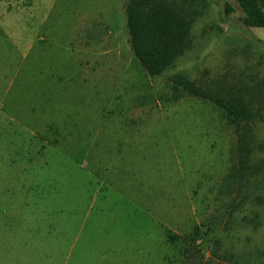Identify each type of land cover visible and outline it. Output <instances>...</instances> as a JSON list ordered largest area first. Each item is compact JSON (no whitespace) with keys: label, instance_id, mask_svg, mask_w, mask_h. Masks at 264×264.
Here are the masks:
<instances>
[{"label":"rangeland","instance_id":"374dc122","mask_svg":"<svg viewBox=\"0 0 264 264\" xmlns=\"http://www.w3.org/2000/svg\"><path fill=\"white\" fill-rule=\"evenodd\" d=\"M129 1L0 0V264H189L169 233L195 264H264V119L227 180L236 126L171 89L181 74L264 98V29L237 0H166L190 47L151 77Z\"/></svg>","mask_w":264,"mask_h":264},{"label":"trees","instance_id":"16d2710c","mask_svg":"<svg viewBox=\"0 0 264 264\" xmlns=\"http://www.w3.org/2000/svg\"><path fill=\"white\" fill-rule=\"evenodd\" d=\"M245 13L244 23L250 28L264 29V0H237ZM129 43L138 63L151 77L163 75L189 49L192 20L179 4L166 0H130L127 8ZM172 101L178 103L185 96L208 101L222 110L236 126L237 152L240 168H234L227 180L242 177L250 152L252 129L250 123L264 119V98L261 89L246 91L205 87L179 74L171 78ZM255 102L258 105H255ZM171 243L183 241V255L195 264L199 248L185 236L169 233Z\"/></svg>","mask_w":264,"mask_h":264}]
</instances>
